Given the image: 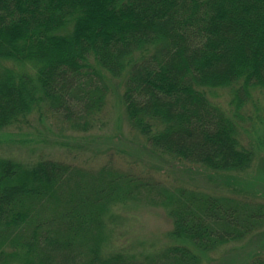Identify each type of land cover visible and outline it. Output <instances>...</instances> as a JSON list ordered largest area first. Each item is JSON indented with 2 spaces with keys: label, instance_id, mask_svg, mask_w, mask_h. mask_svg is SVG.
Wrapping results in <instances>:
<instances>
[{
  "label": "trees",
  "instance_id": "1",
  "mask_svg": "<svg viewBox=\"0 0 264 264\" xmlns=\"http://www.w3.org/2000/svg\"><path fill=\"white\" fill-rule=\"evenodd\" d=\"M220 88L237 93L231 112L210 97ZM257 90L264 0H0V130L49 105L89 132L113 92L142 141L137 153L182 163V181L205 174L215 185L112 162L89 170L0 158V264H202L245 239L264 223V203L236 176L258 156L241 123L242 93ZM140 202L164 210L166 247L108 250L116 210ZM251 257L264 264V254Z\"/></svg>",
  "mask_w": 264,
  "mask_h": 264
},
{
  "label": "rangeland",
  "instance_id": "2",
  "mask_svg": "<svg viewBox=\"0 0 264 264\" xmlns=\"http://www.w3.org/2000/svg\"><path fill=\"white\" fill-rule=\"evenodd\" d=\"M120 83V79L111 81V85L123 93L124 88L119 87ZM210 97L228 112L238 103L237 93H232L231 88L215 89ZM242 99V136L245 143L252 142L258 147V156L250 169L236 176L250 183L251 195L249 192L244 193L245 195L264 203V92L253 91L250 96L242 93ZM42 109V113L36 110L21 125L0 130V158L27 165L40 158L52 159L89 170H99L112 162L123 168L136 166L137 171L143 175L152 173L162 178L164 175L166 181L170 179L169 183L177 178L180 184L204 186L214 191L215 185L208 181L201 167L197 171L204 175L194 174L191 177L194 181H182L181 175L176 174V167L182 166V163L174 159H171V163H166L142 153V141L132 130L125 110L120 107L113 92L109 96L105 112L93 123V127L90 126L89 132L77 130L78 127L66 123L49 105H43ZM83 139L87 142L83 143ZM136 143L142 145L139 153L135 148ZM116 214V225L110 222L111 231L108 232L112 243L108 250L123 248L130 254L131 248L134 245L138 247L140 242L148 246L154 244L158 251L166 247L168 241L163 236L171 229V224L162 208L140 202L130 207H120ZM114 244L116 245L112 247ZM255 252L264 254V223L245 239L212 252L202 264H246Z\"/></svg>",
  "mask_w": 264,
  "mask_h": 264
}]
</instances>
